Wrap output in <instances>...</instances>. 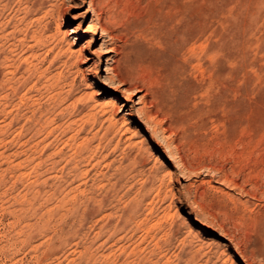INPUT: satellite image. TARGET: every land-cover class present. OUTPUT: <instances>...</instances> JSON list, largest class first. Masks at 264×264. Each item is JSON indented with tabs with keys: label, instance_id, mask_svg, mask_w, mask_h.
Instances as JSON below:
<instances>
[{
	"label": "rangeland",
	"instance_id": "rangeland-1",
	"mask_svg": "<svg viewBox=\"0 0 264 264\" xmlns=\"http://www.w3.org/2000/svg\"><path fill=\"white\" fill-rule=\"evenodd\" d=\"M89 1L0 0V264H246L264 249V0H92L126 25L100 40ZM115 60L128 92L104 81Z\"/></svg>",
	"mask_w": 264,
	"mask_h": 264
},
{
	"label": "bare ground",
	"instance_id": "bare-ground-1",
	"mask_svg": "<svg viewBox=\"0 0 264 264\" xmlns=\"http://www.w3.org/2000/svg\"><path fill=\"white\" fill-rule=\"evenodd\" d=\"M83 4V3H82ZM99 5V4H98ZM96 9L97 8V4L94 3L92 0L89 1V5L86 8L85 11L89 12L92 14V17H95L94 20H92L87 29L89 32L96 30L97 28H100L101 30V35L98 38L100 39H112V30L111 27L114 26V24H116L117 26H120L121 28L126 27V25L119 20V18L115 17L114 15H110L108 16V24L107 26H100V13L97 14L96 13ZM59 11V10H58ZM100 11V10H99ZM87 31V30H86ZM104 41V40H103ZM134 43H137L135 41H133ZM133 44V43H132ZM126 45V44H125ZM130 45V44H129ZM136 45V44H135ZM128 46V45H127ZM131 46V45H130ZM134 47V46H133ZM137 48V47H136ZM123 49V48H122ZM114 52V55L118 54V50L115 48L111 49ZM125 50V49H124ZM136 50V49H134ZM80 50H78L79 52ZM128 55V52H126ZM134 53V51H133ZM131 54V53H129ZM78 55V54H77ZM129 57V55H128ZM124 60V59H123ZM127 60V59H126ZM130 60V59H129ZM113 63V64H112ZM109 67H107L109 73L108 76H106L104 78V81L106 82V84L109 85V87L117 92L120 93L122 88L125 92H128L129 89L125 88L127 85L126 82V78L128 73L122 71L120 69L119 66V62L117 60L113 61ZM77 64V61L73 63L74 67ZM127 68V67H125ZM110 74V75H109ZM129 77V76H128ZM129 79V78H128ZM133 79V78H132ZM137 84V83H136ZM140 84V83H139ZM107 85V86H108ZM93 94H91L92 96ZM85 98H87V96H85ZM144 105V104H143ZM156 110V109H155ZM160 112V111H159ZM138 115L140 116V120L138 122H133L134 123H139L141 125H143V127L149 129L151 131V133L154 135V137L159 138L162 137L160 135V133L166 131V129L163 128V125L159 123L157 116H155L151 110H145V109H138ZM148 130V131H149ZM149 131V132H150ZM131 134L133 138H137L138 142L143 143L144 142V137L142 135H140L139 130L137 129V127H134L131 130ZM153 137V136H152ZM147 141V140H146ZM159 141V140H158ZM155 144V143H154ZM168 171V170H167ZM75 201V200H74ZM249 242V241H248ZM251 244V243H250ZM247 245V244H246ZM253 245V244H251ZM256 246H258V248H256ZM255 247L252 246V248H250V251L247 252V249L241 250L238 249L239 253H237V255L239 254L240 258L246 263V264H264V249L259 247V245H256ZM238 247V246H237ZM248 247V246H247Z\"/></svg>",
	"mask_w": 264,
	"mask_h": 264
}]
</instances>
